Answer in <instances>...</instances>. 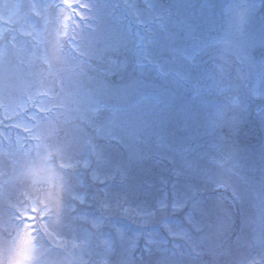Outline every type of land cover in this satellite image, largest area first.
Here are the masks:
<instances>
[{
	"label": "rangeland",
	"instance_id": "374dc122",
	"mask_svg": "<svg viewBox=\"0 0 264 264\" xmlns=\"http://www.w3.org/2000/svg\"><path fill=\"white\" fill-rule=\"evenodd\" d=\"M23 2L39 6L17 25L35 75L0 90V130L13 137L10 121L41 108L61 126L55 260L264 264V0H91L87 55L64 90L59 9L44 7L56 0ZM208 58L237 69L239 91L186 97Z\"/></svg>",
	"mask_w": 264,
	"mask_h": 264
},
{
	"label": "snow or ice",
	"instance_id": "6c2138e0",
	"mask_svg": "<svg viewBox=\"0 0 264 264\" xmlns=\"http://www.w3.org/2000/svg\"><path fill=\"white\" fill-rule=\"evenodd\" d=\"M35 3L23 0H0V90L15 91L17 83L35 75L33 66L25 59L27 33L17 25L27 21V13L35 11ZM44 7L59 9L56 29L57 59L61 62L58 84L67 88L69 74L83 65L90 37L87 29L91 0H56ZM31 55V53H29ZM44 116H33L34 123L10 121V126L23 128L25 135L4 136L9 129L0 130V181L6 177L11 187L20 192V199L13 201L8 194L7 206L0 205V229L6 217L14 232L5 238L0 234V264L7 259L14 264H31L34 258L55 260L61 249L62 237L57 225L60 220L59 188L62 186L60 168L64 156L61 126L48 115L49 109L41 108ZM2 123V121H0ZM7 140V146L4 144ZM31 181V185L24 181ZM5 183L0 182V201L4 199ZM29 201L30 203H22ZM55 209V211H54Z\"/></svg>",
	"mask_w": 264,
	"mask_h": 264
},
{
	"label": "clouds",
	"instance_id": "9594fccd",
	"mask_svg": "<svg viewBox=\"0 0 264 264\" xmlns=\"http://www.w3.org/2000/svg\"><path fill=\"white\" fill-rule=\"evenodd\" d=\"M3 182L5 184L8 183L7 179H5V178L3 179ZM24 183L31 185V181H28V180H25ZM12 199H13V201L20 199L19 190L16 191V193L13 195ZM7 203H8V194L5 193L4 199L2 201H0V205H3L6 207ZM22 203H30V202L29 201H22ZM13 232H14V227H13L11 221H9L6 217L5 227L3 229H0V234H2L3 237L7 238ZM3 264H14V262H11L7 259H4ZM31 264H61V262H58L56 260L49 261V260H46L44 258H40V259L34 258L33 261L31 262ZM63 264H70V262H63Z\"/></svg>",
	"mask_w": 264,
	"mask_h": 264
},
{
	"label": "trees",
	"instance_id": "16d2710c",
	"mask_svg": "<svg viewBox=\"0 0 264 264\" xmlns=\"http://www.w3.org/2000/svg\"><path fill=\"white\" fill-rule=\"evenodd\" d=\"M202 78L206 85H208L210 88H215L216 91L219 89H225L228 86L226 74L221 70L219 65L215 67L213 64H208L205 67ZM204 90L206 92L209 91V89L205 87Z\"/></svg>",
	"mask_w": 264,
	"mask_h": 264
},
{
	"label": "flooded vegetation",
	"instance_id": "af4514ba",
	"mask_svg": "<svg viewBox=\"0 0 264 264\" xmlns=\"http://www.w3.org/2000/svg\"><path fill=\"white\" fill-rule=\"evenodd\" d=\"M167 42H168V44H170V41H169V39L167 40Z\"/></svg>",
	"mask_w": 264,
	"mask_h": 264
}]
</instances>
